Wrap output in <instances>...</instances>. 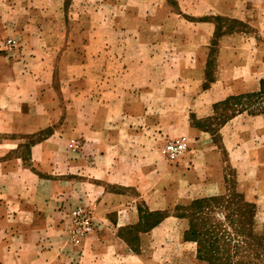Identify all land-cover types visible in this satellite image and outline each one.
I'll list each match as a JSON object with an SVG mask.
<instances>
[{
	"label": "rangeland",
	"instance_id": "374dc122",
	"mask_svg": "<svg viewBox=\"0 0 264 264\" xmlns=\"http://www.w3.org/2000/svg\"><path fill=\"white\" fill-rule=\"evenodd\" d=\"M15 1L10 17L0 1V52L30 58L41 105L0 113V152L18 160L10 177L0 155V184L18 182L19 220L34 214L3 242L16 257L52 199L63 227L45 258L58 264H264V0ZM182 136L169 160L163 145ZM86 152H114L107 179L74 172L96 161ZM213 229L230 244L200 253L188 233Z\"/></svg>",
	"mask_w": 264,
	"mask_h": 264
},
{
	"label": "crops",
	"instance_id": "0c3cea01",
	"mask_svg": "<svg viewBox=\"0 0 264 264\" xmlns=\"http://www.w3.org/2000/svg\"><path fill=\"white\" fill-rule=\"evenodd\" d=\"M1 1V0H0ZM25 2H27V6H29V10H27V8H24V12L25 13H29L31 11V6H30V2H28V0H24ZM4 4L6 6L7 9V15L8 17H10L14 12H16L17 7L15 6V0H4ZM4 23L7 24V26H10V22L8 20V18H6V20ZM4 59L7 62H11V65L17 67V70L14 73H10L7 72L5 69L0 68V81L4 78V77H9L10 75L13 76L14 78H16V81L18 82H23V85H18L16 86L14 84V86H10L12 89L9 90V94H5L2 92L4 90H2V86L0 85V113L1 110H21V109H25V108H40L41 105L39 102H37L34 100V97H31V91H28L27 89H25V83L24 81L27 80L28 78L31 77L30 71L29 69H27V62L30 60L29 57H21L19 56L18 58L15 59H9L7 56H5V54H1L0 52V59ZM20 94V96H18ZM31 101L34 102L33 105L29 104ZM8 111H6L5 113H7ZM0 122H1V117H0ZM254 146H258V144L255 145L253 144L252 147ZM12 148V146H11ZM10 148V149H11ZM37 156L40 158L44 155V153L42 152H36ZM87 153H89L90 155L93 156V158L96 159V161L93 162L85 168V170H82L80 168H77V162L75 161L74 164V172L75 173H104V176L106 177L105 179H107L109 177V172L107 170H102L100 169V165H103L102 163H105L110 154H113L114 152H86L84 153L85 155H87ZM13 152H0V155H10L8 157V159L6 160L7 162H4V165L7 167H9V172H10V177L12 174V170H15V168H17L18 165V160L16 157L12 156ZM52 156V155H51ZM108 157V158H107ZM52 158H54L52 156ZM99 162V165L98 163ZM96 163V164H95ZM12 169H11V168ZM4 168L3 163L0 162V172L1 169ZM34 180L35 177H34ZM85 179L82 177H73V183L75 185V187H78L80 184V182L82 183V181H84ZM80 181V182H78ZM17 181L14 179H10V181L8 182V184H4V186L2 184H0V188L4 189L5 192L7 194H9L8 199H4V201L0 202V254H6L2 259H0V264H58L56 262L53 261H49L45 258V255L47 254H51L52 252L55 253H59L60 249L59 248H55L53 247L50 242L53 239L54 235L60 234L61 233V229L63 227V223H62V214L58 211V207H60V205H63L62 203H57L56 201H53L52 199H46L44 200L43 203H40L37 205V207H40V210L44 213L48 214V217L46 218L47 220L45 221V228L43 230V234H39L36 233V231H34L33 229H31L30 233H34L35 232V238L32 240L31 244H28L25 249L23 251H26L24 256L29 257V255L31 254H35L37 253L38 255H41V259L35 260V261H30L27 260V257L24 259H18L17 253H15V250H13V248H11L9 245H7V243H3L5 239H9L12 240L14 235H16V232L13 231V227L17 225L18 221H21L23 224L28 225V226H32L31 223V218L34 217V214H29V217H25V218H21L19 220V215H17L18 210H17V205L19 202L18 197H11L12 194V190L17 186ZM5 187V188H4ZM82 193H76L75 197L80 196ZM78 199L76 198V201ZM17 213V214H15ZM138 215V211H131V217L132 219H136ZM3 225V227H2ZM42 237V239L40 238ZM50 238V239H49ZM55 238V237H54ZM40 246H37L39 245Z\"/></svg>",
	"mask_w": 264,
	"mask_h": 264
},
{
	"label": "trees",
	"instance_id": "16d2710c",
	"mask_svg": "<svg viewBox=\"0 0 264 264\" xmlns=\"http://www.w3.org/2000/svg\"><path fill=\"white\" fill-rule=\"evenodd\" d=\"M199 244V252L205 254H212L218 252H225L226 246L230 244L229 234L215 233V229L207 232H198L193 230L188 233Z\"/></svg>",
	"mask_w": 264,
	"mask_h": 264
},
{
	"label": "built area",
	"instance_id": "2783aa9c",
	"mask_svg": "<svg viewBox=\"0 0 264 264\" xmlns=\"http://www.w3.org/2000/svg\"><path fill=\"white\" fill-rule=\"evenodd\" d=\"M7 46L11 48V41H8ZM188 148V141L185 136L170 140L162 147V154L169 160H176Z\"/></svg>",
	"mask_w": 264,
	"mask_h": 264
}]
</instances>
